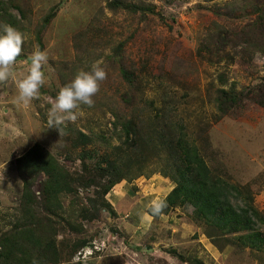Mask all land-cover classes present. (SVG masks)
Instances as JSON below:
<instances>
[{
  "label": "rangeland",
  "instance_id": "374dc122",
  "mask_svg": "<svg viewBox=\"0 0 264 264\" xmlns=\"http://www.w3.org/2000/svg\"><path fill=\"white\" fill-rule=\"evenodd\" d=\"M114 1L0 0V32L9 24L28 36L0 83V250L12 237L16 264H264V242L209 225L188 202L145 215L176 186L183 132L264 219V0ZM37 46L49 57L46 83L24 106L16 81ZM100 60L108 75L94 106L61 132L48 127L60 88ZM34 144L71 190L18 170ZM26 230L38 246L22 240ZM253 231L264 239V221Z\"/></svg>",
  "mask_w": 264,
  "mask_h": 264
},
{
  "label": "trees",
  "instance_id": "16d2710c",
  "mask_svg": "<svg viewBox=\"0 0 264 264\" xmlns=\"http://www.w3.org/2000/svg\"><path fill=\"white\" fill-rule=\"evenodd\" d=\"M108 4L112 8H117L119 5L114 0H109ZM46 21L47 19H45ZM222 108L219 101L218 110L225 112V109ZM182 134L185 133L182 132L175 142V149L181 155L180 162L175 163L172 169L176 186L163 198L167 203L163 213L171 206L188 202L193 207L196 218L228 233L247 231L242 236L247 240L241 239L244 243L251 246L262 245L264 239L261 238L259 232L253 230L255 225L263 222L264 219L252 205L249 195L241 191L237 185L211 172L195 143L185 136H181ZM16 166L21 173L31 179L38 172L48 175L49 183L54 186L55 192L71 190L66 183V174L59 167L57 159L39 144H34L23 155L17 157ZM29 183L30 180H24L22 192L24 205L33 203L31 192L28 189ZM241 196H243V205L236 201ZM147 210L149 211V207ZM24 233L23 241L29 243L30 246H38V238L33 239V235H29V230ZM18 250L16 239L14 241L12 237L6 238L3 249L0 250V264L21 262L22 260L17 259L14 255ZM35 262L32 260L19 264H36Z\"/></svg>",
  "mask_w": 264,
  "mask_h": 264
},
{
  "label": "clouds",
  "instance_id": "9594fccd",
  "mask_svg": "<svg viewBox=\"0 0 264 264\" xmlns=\"http://www.w3.org/2000/svg\"><path fill=\"white\" fill-rule=\"evenodd\" d=\"M28 39L27 34L17 28L4 24L0 32V83H6L13 77V69L17 58L23 52V46ZM109 54L108 50L105 55ZM48 54L37 46L30 56L28 73L16 81L18 91L17 103L28 106L39 97L41 88L46 83L44 68L48 64ZM103 61L91 65V71L80 70L75 77L60 88L54 103L48 112V127L57 128L68 122H75L81 114L82 106H94V97L99 93L101 83L107 79V71L102 66ZM167 207L166 200L153 199L149 211L145 215L152 219L163 214Z\"/></svg>",
  "mask_w": 264,
  "mask_h": 264
}]
</instances>
